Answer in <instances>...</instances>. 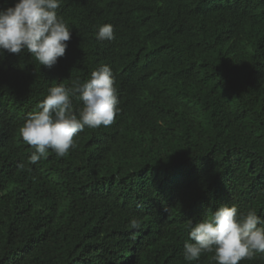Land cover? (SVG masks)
Masks as SVG:
<instances>
[{
  "label": "trees",
  "instance_id": "obj_1",
  "mask_svg": "<svg viewBox=\"0 0 264 264\" xmlns=\"http://www.w3.org/2000/svg\"><path fill=\"white\" fill-rule=\"evenodd\" d=\"M58 15L71 40L53 67L0 57V264H216L185 261L188 219L264 218V0H63ZM104 23L115 39L96 38ZM102 64L114 122L22 170L20 127L48 88Z\"/></svg>",
  "mask_w": 264,
  "mask_h": 264
},
{
  "label": "clouds",
  "instance_id": "obj_2",
  "mask_svg": "<svg viewBox=\"0 0 264 264\" xmlns=\"http://www.w3.org/2000/svg\"><path fill=\"white\" fill-rule=\"evenodd\" d=\"M62 4L63 0H14L12 6L0 8V57L5 51L21 54L26 50L40 65L53 67L71 40L70 26L58 15ZM96 38L115 39L113 25H99ZM74 101L82 102L81 106ZM118 105L115 76L108 64L93 70L86 80L76 78L68 86L49 87L37 110L20 127L23 140L34 150L27 164L21 162L19 167L30 171L28 165L46 159L49 150L65 156L76 148L74 137L85 127L110 126L119 113ZM140 226L135 219L131 223L133 229ZM185 228L188 239L183 243V257L188 262L211 253L216 264H239L264 253V218L255 209L242 213L235 204H221L202 219H188Z\"/></svg>",
  "mask_w": 264,
  "mask_h": 264
}]
</instances>
